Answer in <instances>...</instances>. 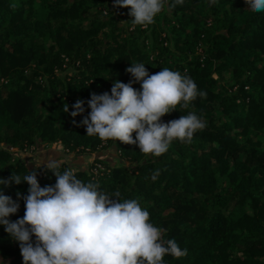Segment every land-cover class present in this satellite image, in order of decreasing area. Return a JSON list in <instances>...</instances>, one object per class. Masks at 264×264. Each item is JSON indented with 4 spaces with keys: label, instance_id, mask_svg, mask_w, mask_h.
Masks as SVG:
<instances>
[{
    "label": "trees",
    "instance_id": "1",
    "mask_svg": "<svg viewBox=\"0 0 264 264\" xmlns=\"http://www.w3.org/2000/svg\"><path fill=\"white\" fill-rule=\"evenodd\" d=\"M113 3L0 0V179L34 171L41 187L54 186L46 166L30 168L19 156L37 144L83 155L115 146L126 163L96 158L76 176L109 196L119 191L121 200L137 199L164 239L187 249L180 259L165 256L164 264H264V13L244 0H184L143 28ZM131 63H144L150 75L165 67L179 71L206 93L162 118L201 117L206 127L190 144L174 141L154 158L87 136L81 122L91 94H111L117 80L131 82ZM77 100L85 112L73 118ZM28 188L0 186L19 204L10 221L23 218ZM0 261L23 264L3 226Z\"/></svg>",
    "mask_w": 264,
    "mask_h": 264
},
{
    "label": "clouds",
    "instance_id": "2",
    "mask_svg": "<svg viewBox=\"0 0 264 264\" xmlns=\"http://www.w3.org/2000/svg\"><path fill=\"white\" fill-rule=\"evenodd\" d=\"M183 2L114 0L113 7L129 9L130 22L147 28L166 6L172 9ZM244 2L252 12L264 13V0ZM126 72L131 82L117 80L111 94H91L90 112L81 122L87 136L133 145L143 155L156 158L174 141L190 144L206 127L192 112L167 123L162 120L178 107L188 109L198 96H206L189 76L167 67L150 75L144 63H131ZM133 83L140 84V90ZM84 103L75 102L73 118L84 114ZM63 111H69L66 103ZM53 167L59 165L48 160L46 168L56 177L54 186L41 187L34 171L23 177L13 173L8 181L0 179V186L22 182L29 186L23 218L15 222L9 217L18 212L19 204L0 190V226L19 244L23 264H164L165 256L187 255L175 239H164V230L150 222L149 212L137 199L121 200L119 191L109 196L99 191L98 184L78 179L76 169L61 173L52 171ZM159 174L154 171L151 179L155 181Z\"/></svg>",
    "mask_w": 264,
    "mask_h": 264
},
{
    "label": "rangeland",
    "instance_id": "3",
    "mask_svg": "<svg viewBox=\"0 0 264 264\" xmlns=\"http://www.w3.org/2000/svg\"><path fill=\"white\" fill-rule=\"evenodd\" d=\"M19 156L30 168L36 169L46 166L48 160H55L58 165L66 163L78 170H88L90 164L96 158L108 161L111 164L126 163L115 146L104 148L92 155H83L68 152L61 144L51 146L37 144L34 147L20 151ZM41 162V166L37 167Z\"/></svg>",
    "mask_w": 264,
    "mask_h": 264
},
{
    "label": "built area",
    "instance_id": "4",
    "mask_svg": "<svg viewBox=\"0 0 264 264\" xmlns=\"http://www.w3.org/2000/svg\"><path fill=\"white\" fill-rule=\"evenodd\" d=\"M14 151V149H12Z\"/></svg>",
    "mask_w": 264,
    "mask_h": 264
}]
</instances>
